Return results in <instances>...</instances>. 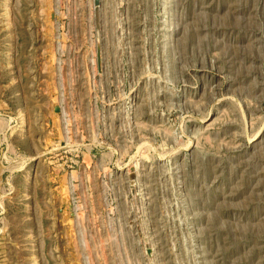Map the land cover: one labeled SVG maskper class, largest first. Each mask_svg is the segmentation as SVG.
<instances>
[{
    "label": "rangeland",
    "instance_id": "374dc122",
    "mask_svg": "<svg viewBox=\"0 0 264 264\" xmlns=\"http://www.w3.org/2000/svg\"><path fill=\"white\" fill-rule=\"evenodd\" d=\"M0 264H264V0H0Z\"/></svg>",
    "mask_w": 264,
    "mask_h": 264
},
{
    "label": "water",
    "instance_id": "95a60500",
    "mask_svg": "<svg viewBox=\"0 0 264 264\" xmlns=\"http://www.w3.org/2000/svg\"><path fill=\"white\" fill-rule=\"evenodd\" d=\"M54 111H55V112H56V111H58V108H57V107H55V108H54Z\"/></svg>",
    "mask_w": 264,
    "mask_h": 264
}]
</instances>
